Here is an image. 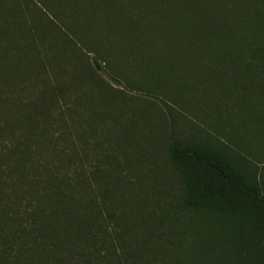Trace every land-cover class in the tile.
Here are the masks:
<instances>
[{
    "label": "trees",
    "instance_id": "trees-1",
    "mask_svg": "<svg viewBox=\"0 0 264 264\" xmlns=\"http://www.w3.org/2000/svg\"><path fill=\"white\" fill-rule=\"evenodd\" d=\"M69 50L99 92H122L105 61L191 114L189 138L167 135L181 190L158 213L92 160L93 87L54 112L84 79ZM263 164L264 0H0V264H264Z\"/></svg>",
    "mask_w": 264,
    "mask_h": 264
},
{
    "label": "rangeland",
    "instance_id": "rangeland-1",
    "mask_svg": "<svg viewBox=\"0 0 264 264\" xmlns=\"http://www.w3.org/2000/svg\"><path fill=\"white\" fill-rule=\"evenodd\" d=\"M31 20H34L32 16ZM87 53L89 57L96 55L91 50H87ZM67 55L69 63H73L77 58L76 64L78 63L81 72L85 74H83V81L72 82L73 88L70 89V96L61 100L62 102L54 110L56 114L61 110L67 111L72 104V95L88 91L91 87L95 89L92 86L91 77H87L90 73L84 64L86 62L79 60L80 56L75 55L72 50H69ZM65 59L61 57L60 60L64 62ZM102 66L103 70L100 72L105 80L115 89H121L122 92H117L115 96H112L95 89L94 97L87 94L84 104L79 107L80 112H83L85 116L94 111L103 117L100 119L96 133L88 129V137L91 136L89 138L91 158L95 163L100 161L102 166L109 165L115 168L117 165L120 166L119 172L127 185L132 182L135 184L126 192L136 211L144 214L158 213L157 202H175L181 190L178 176L171 167L167 150V135H170L172 127L176 126L179 138H189L194 130L187 118L191 114L177 105L168 108L164 101L144 91L131 89L127 81L134 83L138 80L127 74L121 77L116 74L117 77L119 76L116 80L113 78L115 69L109 68L105 61L102 62ZM68 68L69 70L71 68L69 64ZM64 78L68 79L69 76H57L53 80L61 83ZM166 100L171 103L169 99ZM84 128L89 127L84 125ZM260 165L259 167H263L262 164ZM113 172L115 173V169ZM144 202H147L146 206L142 205Z\"/></svg>",
    "mask_w": 264,
    "mask_h": 264
}]
</instances>
